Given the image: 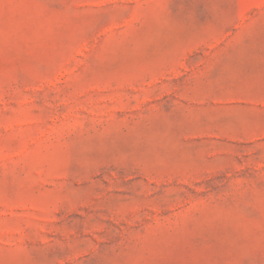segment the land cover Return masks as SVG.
I'll return each mask as SVG.
<instances>
[{
	"label": "rangeland",
	"instance_id": "374dc122",
	"mask_svg": "<svg viewBox=\"0 0 264 264\" xmlns=\"http://www.w3.org/2000/svg\"><path fill=\"white\" fill-rule=\"evenodd\" d=\"M0 264H264V0H0Z\"/></svg>",
	"mask_w": 264,
	"mask_h": 264
}]
</instances>
